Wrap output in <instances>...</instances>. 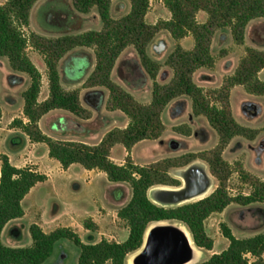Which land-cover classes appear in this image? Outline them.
<instances>
[{
  "label": "trees",
  "instance_id": "16d2710c",
  "mask_svg": "<svg viewBox=\"0 0 264 264\" xmlns=\"http://www.w3.org/2000/svg\"><path fill=\"white\" fill-rule=\"evenodd\" d=\"M38 1L7 0L0 4V59H6L13 71L26 73L30 78V84L23 93V112L28 122L15 119L13 124L19 126L33 142L46 143L49 156L58 160L63 168L78 163L89 170L104 171L113 183L128 182L132 195L119 209L118 216L127 222L129 234L122 242L102 238L96 243H85L69 227L45 232L33 223L29 227L32 244L22 247L6 245L2 239L5 226L24 216V198L47 176L31 167H17L7 155H3L0 168V264H44L55 254L59 242L65 239L72 241L80 250L77 264H127L128 257L142 246L148 227L163 221L184 224L199 249L213 250L214 240L206 231V219L215 212H222L232 202L248 205L264 201V179L253 177L240 167L241 179L250 184L252 190L246 195L231 196L224 181L226 177H220L212 168L211 173L219 185L209 196L191 203L161 206L149 197L153 186L168 184L156 177L155 166L135 165L130 158L126 164H117L111 159V148L120 143L130 150L140 141L158 139L166 129L161 117L163 111L182 96L191 99L194 112L207 118L223 144L238 135L253 139L256 132L235 120L229 107V97L235 86H244L251 94L264 95V81L259 78V73L264 70V50L247 47L234 74L227 77L219 89L205 90L196 84L193 76L200 68L214 67L212 42L218 29L229 28L237 44L245 43L250 23L264 19V0H163L171 16L156 25L145 20L150 0H129L130 10L118 18L112 15V0H73L74 8L81 14H89L95 9L102 28L55 38L36 33L28 37L23 28L30 24L31 10ZM201 11L208 15L204 22L197 19ZM160 29L167 30L176 41L188 36L194 39L192 48L185 49L177 44L168 54L166 64L172 69L173 77L164 84L156 81L160 63L148 54L149 46ZM29 45L41 53L47 66L49 96L44 101L39 100L42 76L28 55ZM129 46L135 48L143 67L154 81L149 104L138 101L113 79L117 59ZM77 48H93L95 52V65L87 78V87L105 88L108 91V108L122 111L130 120L125 128L110 131L104 140L93 145L55 140L39 127L41 118L56 108L75 115L84 110L79 92L67 91L60 74L61 60ZM1 117L0 106V120ZM172 184L177 185L173 187L180 185L177 180ZM124 193L121 185L111 191L116 201H123ZM84 225L90 230L97 229L90 220H86ZM221 231L229 241L228 246L198 264H264V232L241 238L226 223L221 224Z\"/></svg>",
  "mask_w": 264,
  "mask_h": 264
},
{
  "label": "rangeland",
  "instance_id": "374dc122",
  "mask_svg": "<svg viewBox=\"0 0 264 264\" xmlns=\"http://www.w3.org/2000/svg\"><path fill=\"white\" fill-rule=\"evenodd\" d=\"M6 1L0 0V3L4 4ZM129 10V0H112L113 17H121ZM170 16L163 0H150V8L145 17L147 23L156 25L168 20ZM207 16L206 12L201 11L197 19L199 22H204ZM101 28L102 22L95 9L89 14H81L74 8L73 0H39L31 10L30 24L23 29L28 37L36 33L55 38L63 34ZM177 44L190 49L194 45V39L188 36L176 41L167 30L160 29L149 46L148 54L160 63L156 81L161 84L169 82L173 77V71L166 64V60ZM249 46L264 50V19L250 23L244 44H237L233 40L229 28L218 29L212 42L215 65L212 68L203 67L197 70L193 76L196 84L205 90L219 89L226 78L234 74ZM27 52L41 73L39 100L44 101L49 96L47 66L41 53L32 45L28 46ZM94 65L93 48H77L61 60V82L67 91L79 92L84 110L79 115L62 108L46 113L39 121V127L51 138L61 141H81L93 145L104 140L110 131L123 129L128 125L130 120L125 113L108 108V91L102 92L103 90L87 87L86 81ZM113 71L114 81L132 93L138 101L145 104L151 102L154 81L146 72L133 46L127 47L120 54ZM29 84L30 78L26 73L13 71L6 59H0L2 109L0 164L1 157L9 153L13 158L15 157V162L20 167L38 169L39 173L45 174L50 179L48 183L37 184L33 192L24 200L23 206L26 211L24 218L12 220L5 226L2 233L4 243L15 247L30 245L32 238L28 228L31 223L46 215L54 218L57 216L59 224H64L68 222L62 217L64 214L68 215L72 222L81 224V230L83 221L92 222L89 215H101L103 219L106 217L101 221V229L92 234L93 238L87 237L86 240L94 242L102 238L116 242L126 240L129 226L118 216V211L130 200L131 185L128 182L113 184L109 194L117 204L108 210L101 209L99 203L105 192L104 181L107 179L104 174L89 173L82 168L80 170L79 164L72 166L70 172H63L62 166L55 158L49 157L46 143L40 142L41 144L33 146L30 137L19 126L13 124L15 119L28 122L23 112V93ZM229 107L240 125L256 132L253 139L238 135L229 143L223 144L218 132L207 118L194 112L191 99L182 96L173 100L163 111L161 117L166 129L158 139L140 141L130 150L116 143L111 148V159L117 164H126L127 159L130 158L135 165H154L157 171L156 177L168 183L155 186H177L172 184L174 180L179 181L181 185L183 169L196 163L195 165L207 170L213 183L207 196L219 185L218 179L211 173L212 168L220 177H226L224 181L231 196L246 195L251 192L252 187L241 179L240 167L253 177L264 179V95L251 94L244 86L233 87L229 97ZM250 134L249 131L248 135ZM26 135L32 142L26 140L22 143V138ZM217 158L222 161L219 162ZM50 184L54 186L53 190L49 188ZM119 185L125 189L123 201H116L111 195V191ZM149 197L153 202L155 201L150 190ZM154 203L166 207L178 205L156 201ZM87 209L90 210L84 213L78 212ZM222 223H226L236 236L264 230V201L248 205L232 202L222 212H215L206 219L205 228L214 240L216 251L223 250L229 244L228 239L222 234ZM202 251L199 262L208 259L211 255V252L203 249ZM63 253L70 264H73L80 250L72 241L65 239L63 243L57 245L56 253L48 263L58 264Z\"/></svg>",
  "mask_w": 264,
  "mask_h": 264
},
{
  "label": "bare ground",
  "instance_id": "6f19581e",
  "mask_svg": "<svg viewBox=\"0 0 264 264\" xmlns=\"http://www.w3.org/2000/svg\"><path fill=\"white\" fill-rule=\"evenodd\" d=\"M195 164L183 169L180 187L164 185L153 187L150 194L155 201L184 204L206 197L213 183L207 170ZM202 254L203 251L195 245L191 232L184 224L155 222L146 230L144 246L128 257L127 264H136L137 260L138 264H196Z\"/></svg>",
  "mask_w": 264,
  "mask_h": 264
},
{
  "label": "crops",
  "instance_id": "0c3cea01",
  "mask_svg": "<svg viewBox=\"0 0 264 264\" xmlns=\"http://www.w3.org/2000/svg\"><path fill=\"white\" fill-rule=\"evenodd\" d=\"M0 4H2V3H0ZM113 73H114V71H113ZM12 75L14 74V73H11ZM259 78L262 80V81H264V70H262L260 73H259ZM235 87H237V86H235ZM89 89H94V90H103L102 92H107V90L105 89V88H103V87H93V88H89ZM108 94V93H107ZM2 122V120H0V123ZM26 140H28V141H30V142H32L30 139H29V137L26 135L25 137H23L22 138V143H25L26 142ZM39 144H41L40 142H32V145L33 146H36V145H39ZM47 153H48V151H47ZM8 157H9V160H10V162L13 164V165H15V166H17V167H20L18 164H16V162H15V157L13 158V156L11 155V154H9V153H7L6 154ZM50 157V156H49ZM51 158V157H50ZM52 159H54V158H52ZM56 160V159H55ZM57 162H58V164H60L61 165V163L58 161V160H56ZM76 164H78V163H74V164H72V165H70L68 168H63V166H62V171L63 172H70L71 170H72V166L74 167V166H76ZM81 167H80V170H81V168H82V170H84V171H86V172H89V173H91V172H96V174H104L103 176L104 177H106L107 179H106V181H104V185H105V192H104V194L101 196V203H99V205H100V208L101 209H105V210H108V209H110V208H112L114 205H116L117 204V202H115V201H113L112 199H111V197H110V194H109V191L113 188V184H115V183H113V182H111L109 179H108V177H107V175H106V173L105 172H102V171H99V170H97V169H92V170H89V169H86V168H84L81 164H79ZM24 167H27V166H24ZM0 168H1V164H0ZM35 171H39L38 169H35ZM50 179H48V177H47V179L45 180V181H43L44 183H48V181H49ZM39 183H42V182H39ZM39 183H37V184H39ZM90 183V182H89ZM36 184V185H37ZM36 185L31 189V191L29 192V194H27V196L24 198V200L28 197V195H30L32 192H33V190H34V188L36 187ZM49 188L50 189H54V186L52 185V184H50L49 185ZM98 197V196H97ZM24 200H23V202H24ZM24 207V206H23ZM90 209H87V210H81V211H78V212H80V213H84L85 211L87 212V211H89ZM104 212V211H103ZM26 215V211H25V214H24V216ZM104 215V214H103ZM24 216H22L21 218H17V219H23L24 218ZM91 218H92V222H94V224L97 226V229L96 230H90V229H88V228H86L85 227V225H84V221L82 222V230H84V232H82V230H81V224H79V223H76V222H72L70 219H69V217H68V215H62V217H64L68 222H66V223H64V224H59V220L55 217H49V216H41V218L39 219V220H36L35 222H33V223H36V224H38L45 232H51V231H54L55 229H57V228H62V227H69V228H71V229H73L76 233H78V235L81 237V239L83 240V242H85V243H96V241L94 242V241H90V240H86V238L88 237L89 239H91V238H93V233L94 232H96V231H98V230H100L101 229V221H104V219H106V217H105V215H104V219H103V217L100 215V216H96V215H94V214H91V215H89ZM86 217H84V219H85ZM15 220V219H14ZM33 223H31V224H33ZM30 224V225H31ZM30 225H29V227H30ZM29 229V228H28ZM29 231V230H28ZM260 232H264V230H260V231H257V232H253V233H250V234H244L243 236H237V237H241V238H245V237H251V236H254V235H256V234H258V233H260ZM30 233V232H29ZM70 241V240H69ZM64 242V240H61L60 242H59V244H61V243H63ZM32 244V243H31ZM227 246H228V244H227ZM226 246V247H227ZM225 247V248H226ZM224 248V249H225ZM223 249V250H224ZM220 251H222V250H220ZM220 251H216L215 250V247L213 248V250H211V251H208V252H211V255L213 254V253H215V252H220ZM55 253H56V251H55ZM54 256V255H53ZM52 256V257H53ZM51 257V258H52ZM78 257H79V255L77 256V258L75 259V261H74V263L73 264H77V262H78ZM263 257H264V254H263ZM50 258V259H51ZM49 259V260H50ZM49 261H47V262H45L44 264H49L48 263ZM71 262H69L68 261V258H66V256H65V253H63L62 255H60V258H59V261H58V264H70Z\"/></svg>",
  "mask_w": 264,
  "mask_h": 264
},
{
  "label": "water",
  "instance_id": "95a60500",
  "mask_svg": "<svg viewBox=\"0 0 264 264\" xmlns=\"http://www.w3.org/2000/svg\"><path fill=\"white\" fill-rule=\"evenodd\" d=\"M180 187V186H179ZM152 189V188H151ZM150 189V190H151ZM178 205H181V204H178ZM153 223V222H152ZM150 225V224H149ZM194 241V240H193ZM144 244H145V234H144V241H143V244H142V246L138 249V250H140L143 246H144ZM149 245H150V240H148V242H147V247L149 248ZM196 245V244H195ZM138 250H136V251H138ZM136 264H138V260L136 261Z\"/></svg>",
  "mask_w": 264,
  "mask_h": 264
}]
</instances>
